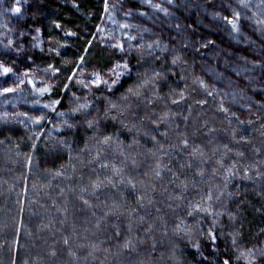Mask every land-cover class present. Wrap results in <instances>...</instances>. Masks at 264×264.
Here are the masks:
<instances>
[{"label": "trees", "instance_id": "1", "mask_svg": "<svg viewBox=\"0 0 264 264\" xmlns=\"http://www.w3.org/2000/svg\"><path fill=\"white\" fill-rule=\"evenodd\" d=\"M14 5L21 8L19 14L13 15ZM231 8L234 7L226 9L227 13L218 21L224 32L236 35L224 20V17H232ZM103 9L104 0H19L18 5L17 0H0V40L4 44L1 34L11 32L13 45L5 50L12 49L10 53L19 67L33 70L36 65L51 64L60 69L51 93L35 99L46 116L53 111L43 105L54 100H61L57 112L66 109L75 81L70 83L67 94L62 91L63 85L69 83L67 76L76 68L81 56H85L86 64L91 59L104 60L100 50L94 51L95 40L89 52L84 51L102 23ZM234 10L239 12V9ZM57 24L61 27L57 28ZM242 25L240 22L239 31ZM262 29L264 25L257 30L259 38L263 35ZM67 32L76 35H65ZM34 36L39 39L33 41ZM49 40L59 41L58 53L48 54L44 50L52 49L45 44ZM34 43L39 47H33ZM173 47L174 53L172 51L171 57L165 60L128 55L133 80L137 72L156 70L166 74L156 89L165 99L139 110V116L149 117L143 121L139 132L135 129L129 132L118 122L107 121L105 131L114 139L119 137L121 147L113 145L103 150L98 159H93L95 148L91 152L80 151L93 135L86 120L103 117L107 99H118L123 87L118 88L115 97L97 90L80 92L83 98L80 100L87 98L91 111L87 116L75 115V127L66 129L60 138L13 120L0 124V264H222L229 255L235 262L231 250L233 235L237 233L238 247L253 249L256 264H264V256H261L264 251V175H257V170L264 173V106L256 105L248 114L234 111L227 101L226 90L215 86L193 66L189 53L177 45ZM173 56L181 57L177 65L171 63ZM250 66L248 57L235 61L236 77L222 73L218 78L236 87L239 95H252V101L258 103L255 90L259 86L258 78L251 80L256 74L249 71ZM197 77L212 91L211 96L194 83ZM27 88L32 92V86L28 84ZM181 90L185 100L172 105L168 97L179 99ZM147 94L152 95V92ZM221 106L227 111H220ZM167 110L177 115L170 123L157 128L152 119ZM100 123L106 122L101 119ZM125 123L131 127L130 120ZM165 131L167 138L161 135ZM37 134L42 138L34 140ZM152 136L163 144V150L155 156L152 152L158 146L154 145ZM184 137L188 140L187 148L181 144ZM134 138L138 143L133 144ZM60 141L67 143L62 147ZM33 143L36 144L34 149ZM225 145L231 149L224 160L226 167L238 161L239 165L253 168L248 178H244L241 169L227 186L223 169L213 174V169L218 167L215 161L225 151ZM193 148L204 153L206 162L202 163L199 155L193 158ZM237 152H242L243 156H237ZM69 155L73 157L71 161ZM157 163L161 165L160 177L154 175ZM104 164L108 167H102ZM114 167L120 171L114 173ZM201 170L202 176L198 175ZM181 181L187 184L186 189L177 187ZM95 183L99 187L94 190ZM82 188L85 191L82 192ZM209 191L213 194L209 202L211 210L222 213L216 217L215 251L207 239L213 218L204 213L187 215L189 203H200L201 197H206ZM181 192L182 200L174 199ZM138 197L143 199L138 200ZM85 199L88 204L83 203ZM113 204L119 206L118 211L106 216ZM182 220L181 227L189 235L174 231ZM149 225L153 231L146 233ZM116 232L120 233L119 237L115 236ZM128 239L135 248L122 247ZM197 243L206 260L197 253L194 247Z\"/></svg>", "mask_w": 264, "mask_h": 264}, {"label": "rangeland", "instance_id": "2", "mask_svg": "<svg viewBox=\"0 0 264 264\" xmlns=\"http://www.w3.org/2000/svg\"><path fill=\"white\" fill-rule=\"evenodd\" d=\"M250 3L252 6L251 11L240 8L238 0H172L171 3H168V0H150V4L145 3L144 0H109L110 6L115 5L112 10V16L118 22L128 23L134 27L119 29L118 24H113L109 19L108 13L104 12L100 27L104 28L105 32H96V49L94 50L95 52L100 50L102 52L100 56L104 57V60L98 62L91 59V62L85 64V75L87 76L93 70L102 73L107 72L113 63L122 58L127 59L128 55L140 56L138 52L132 51L122 57L118 51L106 47L105 38L108 37L109 33L125 45L129 43L126 39L128 34L136 36L137 39L131 41L133 48L139 43L147 45L159 41L161 46H167L166 52H161L159 49L152 50L154 56L161 57L160 60L169 59L171 52L173 51L174 53L175 51L173 46L177 45L192 56L193 66H197L211 83L216 84L215 86H222L226 90L229 96L227 101L230 102L229 106L234 111L240 114H248L256 105L264 106V31L261 38L257 37V30H261L262 25L255 23L256 18L264 17H260L259 13H257V17L247 19V17L252 16V12L257 11L255 5L261 3V0H250ZM156 4L160 5L161 10L150 6ZM230 6L234 7L231 8L233 10L235 8L239 9L242 16V30L237 32L236 35L232 32H224L222 27L219 26V17L222 14H226V9ZM129 11H131L132 15H125ZM140 13H144V15L141 16ZM3 35L4 44H2V39L0 40V62L12 67L13 74L8 77L1 76L0 88L6 86L14 87V81L19 83L18 78L25 81L34 79L38 86H42L39 84L40 81L51 85L55 82L58 77L57 74L53 76L51 71L47 73L43 71L48 68L49 64L36 65L33 70L19 67L15 61L16 58H12V49L7 52L8 49L5 50L4 47L8 43L7 40H12L13 38L11 32L6 31L5 34H1V37ZM141 36L143 37L142 41L140 40ZM18 41L16 43H19ZM113 42L115 41H107V43ZM45 44L52 48H44L48 54L58 53L60 49L59 41L49 40ZM144 57L149 58L147 50ZM247 57L251 61V69L249 71H254L256 74L251 80L254 81L258 78L256 82H258L259 86L255 87V90L258 93L256 94V100L259 104L252 101L253 99L250 98L252 95H239L236 87H230L223 81L220 82L219 79L222 73L236 77L237 72L233 69L235 61H241ZM25 73L29 75L25 77ZM242 73L244 74V72L240 71V74ZM77 75L79 76V73ZM27 85V82H25V84L20 85L16 93L0 96V124H6L13 120L22 126H33L40 131L43 129L42 133L51 131L53 136L62 137L67 128L60 121L70 119V122H73L74 116L59 117L57 111L50 116H46L44 112L40 111L37 101H35L39 96L33 94L27 88ZM29 86L31 87V85ZM72 89L73 91L67 99L66 109L62 112H70L76 102H85V100H80L82 97L79 94L80 92H88L87 89L81 88L76 83L72 85ZM74 95L79 97L76 102H74ZM90 109L88 113L91 111ZM18 113H27L31 117L44 115L45 121L41 125H34L30 122L22 123L21 121H25L26 117L16 115ZM56 127L60 128L59 132L54 130ZM196 259L197 261L199 260V258Z\"/></svg>", "mask_w": 264, "mask_h": 264}, {"label": "snow or ice", "instance_id": "3", "mask_svg": "<svg viewBox=\"0 0 264 264\" xmlns=\"http://www.w3.org/2000/svg\"><path fill=\"white\" fill-rule=\"evenodd\" d=\"M145 3L150 4V0H144ZM172 0H168V3H171ZM19 4V0H17V5ZM239 7L242 9H247L248 11L252 10V6L250 3V0H238ZM157 10L160 9V5H150ZM115 8V5L109 4V0H104V12L108 13L109 19L112 21L113 24H118L119 29H130L134 27L131 24L128 23H121L118 22L113 16H112V10ZM255 8L257 9L256 12H252L251 17H247V19H252L254 17H257V13H259L260 17H264V0H261V3H258L255 5ZM13 15L19 14L21 12V8L19 6H13L11 9ZM125 15L130 16L132 15L131 11L125 13ZM140 15H144V13H140ZM224 20L228 25L231 26V30L233 32H238L239 31V25L242 20L241 13L233 10L232 12V17H224ZM255 23L257 25H264V18H256ZM57 28H60L61 26L59 24L56 25ZM40 29L37 28L36 32L39 33ZM145 31H147L145 29ZM264 31V29H262ZM97 33H104L105 29L101 28L100 26H97L96 28ZM23 34V33H22ZM65 35L69 36H74L76 35L73 32H67ZM38 36L33 37V41L38 40ZM96 39V35L93 34V38L88 41L89 47H86L84 49L85 53H88L93 41ZM127 41L129 42L127 45L124 43L120 42V40L114 36H112L110 33L108 37L105 38V43L106 47L114 49L121 53L122 57L126 54H130L132 51H136L140 54L141 59L144 58L145 52L147 50V56L151 57L154 61H158L161 59L160 56H154L153 55V49H159L161 52H166L167 51V46H161L159 41H156L154 43H150L145 45L144 43H139L133 48V44L131 41H134L137 39L136 36L128 34L126 36ZM115 41L113 43H107V41ZM140 40H143V37H140ZM211 43V41H209ZM13 45L12 40H8V43L4 45L5 49L11 48ZM33 47H39V44L34 43ZM181 60L180 56H173L172 58V65H177ZM85 64H86V59L85 56H81L79 58V61L77 63L76 68L71 70V74L67 76V80L69 83H65L63 85L62 91L67 94V92L70 89V83L75 81L77 85H79L83 89H87L88 92H92L93 90L97 91H102L105 92L106 94H110V97H115V92L118 90L119 87H123L124 91L121 93L118 99L114 98H108L107 99V106L104 109V115L103 117L96 116L91 119H87V127L89 129L93 130V135L89 137V141L85 143V146L83 149H80L81 152L84 151H89L91 152L92 148H95L96 150V156L93 157V159H98L99 156L101 155L102 151L108 148H112L113 145H116V147H121L119 141V137H116L114 139L112 134H109L105 131V128L107 127V121L111 120L113 123H119L120 127L123 129H127L129 132H132L134 129L139 132L140 131V126L143 124V121L145 119H148L149 117L147 115L141 117L139 116V110L143 107L144 109H147L149 106L155 105L158 101H162L165 98L162 97L157 91V86L160 84L162 80L165 79L166 74L162 73L161 71H156L152 70L151 73L148 71H145L143 73L137 72L136 73V79L133 80L132 78V66H131V61L129 59H120L117 60L115 63L111 65V67L108 68L107 72H99L96 70H93L91 73L85 75ZM45 73L51 71L52 75L55 76L57 73H59L60 69L55 68L53 65L49 64L48 68L43 70ZM79 73V76L77 75ZM10 74H13V68L10 66H7L6 64L0 62V76L2 77H8ZM175 73H173L174 75ZM25 77H27L29 74L25 73ZM181 79H184V77H181ZM19 83H16L15 81L13 82L15 86H6L0 88V96L7 95L9 93H16L20 87V85L27 84L32 86V92L35 95L38 96H44L46 93L50 94L53 88V85L51 84H46L43 83V81H40L39 84L42 86H38V83L34 79H28L25 81L24 79L18 78ZM194 83H198L199 87L204 90L207 95L211 96L213 93L208 89V86L200 80L199 77L196 78ZM126 85V87H125ZM162 86V85H161ZM151 91L152 95H148L147 93ZM171 91H175L172 89ZM79 97H75L74 95V102L78 101ZM168 100L172 105H178L182 101L185 100V93L183 90L179 92V99L174 98L173 96H169ZM36 103H39L37 101ZM198 103H204V101H198ZM61 104V100L57 99L52 101L50 104H44L43 108L45 109H51L53 112L56 111L57 106ZM91 105L87 102V98H85L84 103H75V106L70 109V112H57V115L59 117H71L75 116L76 114H81L84 116L88 115V110L90 109ZM165 108H168V101H165ZM135 109V111L133 110ZM220 111L226 112L227 109L223 108L222 106L219 109ZM18 116H25L26 120L21 121L22 123H27L30 122L34 125H41L42 122L45 121V116L44 115H39L36 117H31L28 116L27 113H18L16 114ZM176 113L171 112L170 110L163 111L162 114L159 116L155 117L152 119V123L156 125L157 128H159L160 125L162 124H168L170 123L176 116ZM103 119L106 123L101 124L100 121ZM185 120H187V117H184ZM125 120H130L131 121V127H129V124L125 123ZM138 121V122H137ZM60 123L64 125L67 129H72L75 127L73 122H70V119H64L61 120ZM55 131L59 132L60 128L56 127L54 129ZM41 132H43V129H41ZM49 136H51V131L48 133ZM147 135V133H145ZM162 136L167 138L168 132L165 131L161 133ZM34 140H39L41 139V135H35ZM152 140L154 142V145H157L156 151L152 152V155L155 156L158 151L163 150V144H160L159 141H157L155 136H152ZM61 146L63 147L66 145V141H60L59 142ZM138 143V140L135 138L133 139V144ZM181 144L184 148L188 147V140L186 137H184L181 140ZM91 145V147H90ZM33 149L36 147V144L33 143L32 145ZM71 146H69L70 148ZM172 147H176L173 145ZM225 151L220 154V158L215 161V164L218 166L217 168L213 169V174H215L217 171L223 169L224 172V180H225V186H227V183L230 182V179L235 177L236 175L239 174L240 170L243 169V176L244 178H248L249 171H252L253 168L251 165H239V162H233L230 166H225L224 160L227 157L228 152H231V149L228 148L227 145L224 146ZM192 156L195 158L197 155L201 157V161L206 162L204 160V153L200 151L198 148H193L192 149ZM213 154H216V151L214 150ZM121 155H123V152L121 151ZM170 155V154H169ZM237 156H243L242 152H237ZM73 157L69 155V160L71 161ZM208 159H211L209 157ZM28 164L30 166L31 164V159L30 157L28 158ZM239 165V166H238ZM102 167L107 168L108 165L104 164ZM167 167V166H165ZM188 167H191V164L188 165ZM161 165L160 163H157V169L154 172V175L156 177L161 176ZM114 173H118L120 170L116 169L115 167L113 168ZM170 171V169H169ZM57 176L61 175V173L58 171L56 173ZM198 175H203V170H201ZM257 175H264V173H260L257 170ZM111 182V181H109ZM183 186L185 189L187 188V184L185 181H181L180 185H177V187ZM99 187L98 183H95L92 185V188L95 190ZM135 187V185H133ZM81 191H85V189H81ZM183 198V192H181L180 195L174 197L176 200H182ZM138 200H142L143 197H138ZM216 199H219L217 196ZM213 200V194L211 191L208 192L206 197H201V202L197 203L195 205L189 203V211L187 213L188 216H193L195 214L199 213H204L206 216H210L213 218V226L212 228L208 231L207 233V239L210 241V243L213 245V250H216V242H217V237L214 233V228L216 224V217L222 215V213L218 211H212V205L209 203L210 201ZM84 204H88V201L85 199L83 201ZM149 203H151V200H149ZM143 206V205H141ZM119 206L116 204H113L112 210L110 212L105 213L106 216L115 214L116 211H118ZM159 211V209H157ZM143 217H140V220L143 221ZM183 220L180 222V224H177L175 226L174 231L176 233L179 232H184L185 235H189L187 231H185L184 228L181 227L183 224ZM131 226H129V232H131ZM146 233H151L153 231V228L151 225L148 226V228L145 230ZM120 233L116 232L115 236L119 237ZM238 233L233 235L232 238V244H233V249L231 250L233 255L235 256V262L233 261V256L229 255L225 259H223L222 264H256L255 261V254L253 252V249L248 248V249H240L238 247ZM142 242V241H141ZM67 243V241H65ZM122 247L124 249H133L135 248V244L133 243L132 240L128 239L125 240L123 243ZM196 248L197 253L201 255L202 260H206L207 258L200 253V244L197 243L194 245ZM155 249V244H153V250ZM261 256H264V251H261Z\"/></svg>", "mask_w": 264, "mask_h": 264}]
</instances>
